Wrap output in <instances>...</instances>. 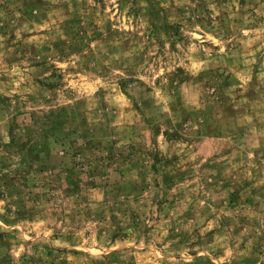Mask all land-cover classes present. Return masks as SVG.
<instances>
[{"label":"rangeland","instance_id":"obj_1","mask_svg":"<svg viewBox=\"0 0 264 264\" xmlns=\"http://www.w3.org/2000/svg\"><path fill=\"white\" fill-rule=\"evenodd\" d=\"M0 264H264V0H0Z\"/></svg>","mask_w":264,"mask_h":264}]
</instances>
